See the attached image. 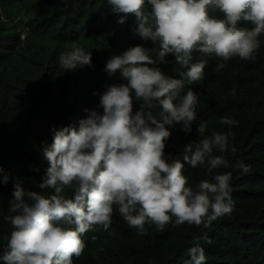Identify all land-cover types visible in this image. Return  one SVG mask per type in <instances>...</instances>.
I'll list each match as a JSON object with an SVG mask.
<instances>
[{
  "label": "clouds",
  "instance_id": "1",
  "mask_svg": "<svg viewBox=\"0 0 264 264\" xmlns=\"http://www.w3.org/2000/svg\"><path fill=\"white\" fill-rule=\"evenodd\" d=\"M107 2L118 23L134 15L132 36L153 46L133 43L109 55L103 68L115 79L94 90L96 106L85 109L78 125H52L51 141L41 142L48 163L39 181L26 186L0 166V183L12 179L4 215L11 228L3 236L0 264H74L85 234L107 230L114 210L138 234L185 222L207 227L233 211L232 169L249 167L243 159L230 166L225 156L237 151L231 126L238 121L220 115V125L229 127L209 132L205 119L197 121L199 93L191 85L204 78L209 57L220 58L217 68L234 56L255 58L264 34V0ZM168 54L182 66L178 74L161 67ZM92 55L73 42L57 60L64 71L94 68ZM193 122L198 138L183 144L182 155L166 152L172 128L179 123L189 133ZM199 165L210 178L193 184L185 169ZM207 239V233L194 238L183 264H205L200 241Z\"/></svg>",
  "mask_w": 264,
  "mask_h": 264
},
{
  "label": "trees",
  "instance_id": "2",
  "mask_svg": "<svg viewBox=\"0 0 264 264\" xmlns=\"http://www.w3.org/2000/svg\"><path fill=\"white\" fill-rule=\"evenodd\" d=\"M134 23L132 14L118 23L107 0H0V166L10 177L26 186L41 179L48 163L41 142L51 141L52 125H78L85 109L96 106L94 90L115 79L103 68L111 53L133 43L153 46L132 36ZM261 41L254 59L234 56L217 68L220 58L209 57L204 78L191 85L199 93L197 121L205 119L209 132L229 127L220 125V115L238 121L231 126L237 151L225 156L230 166L243 159L249 167L232 169L233 211L207 227L185 222L138 234L114 210L107 230L85 234L86 246L74 264H183L185 249L204 233L205 264H264V34ZM73 42L91 49L94 68L64 71L59 65L58 54ZM161 67L173 75L182 70L171 54ZM138 106L134 101V110ZM195 128L193 122L185 133L177 123L165 151L182 155L183 144L198 138ZM185 172L193 184L210 178L203 165ZM11 194L12 179L0 183V250L11 228L4 219Z\"/></svg>",
  "mask_w": 264,
  "mask_h": 264
},
{
  "label": "rangeland",
  "instance_id": "3",
  "mask_svg": "<svg viewBox=\"0 0 264 264\" xmlns=\"http://www.w3.org/2000/svg\"><path fill=\"white\" fill-rule=\"evenodd\" d=\"M21 35H23V33Z\"/></svg>",
  "mask_w": 264,
  "mask_h": 264
}]
</instances>
